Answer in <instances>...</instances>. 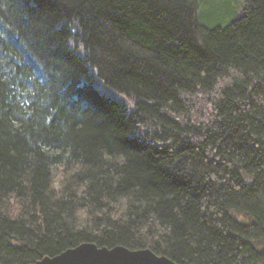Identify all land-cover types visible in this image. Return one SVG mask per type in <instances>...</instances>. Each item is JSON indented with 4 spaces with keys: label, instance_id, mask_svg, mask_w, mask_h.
<instances>
[{
    "label": "trees",
    "instance_id": "16d2710c",
    "mask_svg": "<svg viewBox=\"0 0 264 264\" xmlns=\"http://www.w3.org/2000/svg\"><path fill=\"white\" fill-rule=\"evenodd\" d=\"M244 2L0 0V263L92 242L264 264V0Z\"/></svg>",
    "mask_w": 264,
    "mask_h": 264
},
{
    "label": "water",
    "instance_id": "95a60500",
    "mask_svg": "<svg viewBox=\"0 0 264 264\" xmlns=\"http://www.w3.org/2000/svg\"><path fill=\"white\" fill-rule=\"evenodd\" d=\"M4 264V263H0ZM33 264H179L150 248L132 250L123 245L112 248L83 242L54 256H45Z\"/></svg>",
    "mask_w": 264,
    "mask_h": 264
},
{
    "label": "rangeland",
    "instance_id": "374dc122",
    "mask_svg": "<svg viewBox=\"0 0 264 264\" xmlns=\"http://www.w3.org/2000/svg\"><path fill=\"white\" fill-rule=\"evenodd\" d=\"M217 1V0H216ZM231 1V0H230ZM236 2H238L239 3V5H243L245 2H244V0H232V4H233V6H236ZM234 8H237V7H234ZM239 8V7H238ZM240 9H241V7H240ZM235 10V9H234Z\"/></svg>",
    "mask_w": 264,
    "mask_h": 264
}]
</instances>
